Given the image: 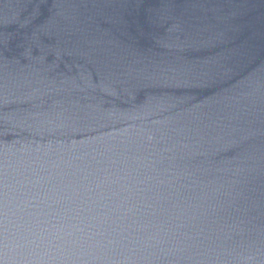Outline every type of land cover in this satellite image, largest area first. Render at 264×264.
I'll return each instance as SVG.
<instances>
[{
    "label": "water",
    "instance_id": "obj_1",
    "mask_svg": "<svg viewBox=\"0 0 264 264\" xmlns=\"http://www.w3.org/2000/svg\"><path fill=\"white\" fill-rule=\"evenodd\" d=\"M0 264H264V0H0Z\"/></svg>",
    "mask_w": 264,
    "mask_h": 264
}]
</instances>
